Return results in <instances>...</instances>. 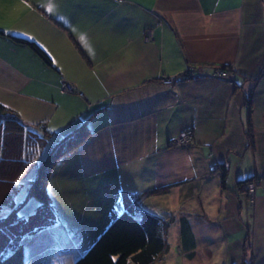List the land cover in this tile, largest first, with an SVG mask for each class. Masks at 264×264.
<instances>
[{
	"label": "crops",
	"instance_id": "0c3cea01",
	"mask_svg": "<svg viewBox=\"0 0 264 264\" xmlns=\"http://www.w3.org/2000/svg\"><path fill=\"white\" fill-rule=\"evenodd\" d=\"M9 34L36 41L53 67ZM190 67L194 79L160 81ZM0 105L49 145L87 119L92 131L48 183L60 219L48 231L67 249L46 250L57 242L41 239L47 228L28 235L44 250L35 263H75L65 217L71 229L85 217L93 241L125 193L166 226L153 264L173 249L182 264H264V0H0ZM250 178L253 197L238 185Z\"/></svg>",
	"mask_w": 264,
	"mask_h": 264
},
{
	"label": "trees",
	"instance_id": "16d2710c",
	"mask_svg": "<svg viewBox=\"0 0 264 264\" xmlns=\"http://www.w3.org/2000/svg\"><path fill=\"white\" fill-rule=\"evenodd\" d=\"M8 36L28 46L44 63L53 67L51 56L36 41L17 35ZM88 121L49 145L51 133L39 134L28 129L16 112L0 105V264H26L24 239L57 222L58 214L48 190L50 176L57 161L92 134ZM248 133L252 142L251 129ZM45 147H49L47 154L29 181L26 198H36L37 206L29 214H18L19 208L27 201L25 199L18 205L21 202L17 201L21 193L18 181ZM225 178L226 170L223 184ZM252 181L257 184L256 178H250L238 185L245 186ZM10 200L12 210L2 217V204ZM123 200L124 207L74 264H153L166 252L167 229L164 223L157 216L138 209L125 193Z\"/></svg>",
	"mask_w": 264,
	"mask_h": 264
},
{
	"label": "rangeland",
	"instance_id": "374dc122",
	"mask_svg": "<svg viewBox=\"0 0 264 264\" xmlns=\"http://www.w3.org/2000/svg\"><path fill=\"white\" fill-rule=\"evenodd\" d=\"M189 142H190V140H189ZM48 148L49 147H45L44 148V151L42 153H40V155L38 157H36L35 159L32 160V165L27 169V171L24 173V175L18 181V184H19V192L21 191V193H20L19 196H21L23 194V197H21V200H20L21 202H19L18 205L21 204L27 198V195L29 193L28 190L30 188L29 181H31L34 178V176L36 174V169L41 164V162L44 159V157L46 156L47 151H48L47 150ZM245 189H246V187H245ZM19 198L20 197H18L17 201L19 200ZM26 200L27 201H25V203L19 208L18 214H22V213L28 212L30 210H34L35 207L37 206L38 200L36 198L29 197ZM12 205H13L12 204V200L6 202L5 204H2V208H3L2 212H1L2 217L3 216H6L8 214V212H10L12 210ZM29 213L30 212H28L26 214H29ZM65 218H66L65 219V224L68 225V226L66 225V228H67L66 231H68V232L71 233V237L74 240L73 243H75V248H77L78 250L80 249V256H81L88 249V247L90 246V244L92 242V238H94L95 231L89 229V226H85V223H86V218L85 217H82L83 219H81L80 223L75 225V227H77L78 229H75L74 225H73V228L74 229H71L73 222L72 221H69L67 219V218H69V216H67ZM92 220H93V218H92ZM58 221H60V219H58L57 222ZM50 227L51 226L46 227L47 230H46V232H44L46 234L43 235L44 234L43 233L41 235V239H44L45 238L46 239L45 241H50V240L47 239V237H48L47 235L48 234L49 235H55L56 238L54 237L53 240H57V242L55 244H52V245L47 246L46 247V250L48 251V249L51 248V247L58 248V250H57L58 252H56V253H57V255H59L61 257L62 256L61 255V252H64L65 249H67V247H65V245L67 246L69 243L67 242L66 237L63 235L62 232L61 233L58 232L56 234H52L53 232L48 231V229ZM98 233L99 232H96V235ZM32 244H34L33 241H31L30 243L29 242L28 243L25 242V245H26V249L25 250H26V254L28 256L27 259H29L28 260L29 261L28 264H38V263H35V259H33V258L35 256H37V257L39 256L41 258L42 251L44 252V250L42 248V251H40V249L38 247H36L35 245H32ZM173 251H175V249H173L169 254H167V258L169 260V263L168 264H182V263H180L178 261L177 255ZM174 255H176V256H174ZM55 259H56V261H57L58 264H74L72 259H69L68 260V258H67V260H65L63 263L60 262V259L61 258L56 257ZM44 264H48V263H44ZM50 264H52V263H50Z\"/></svg>",
	"mask_w": 264,
	"mask_h": 264
},
{
	"label": "built area",
	"instance_id": "2783aa9c",
	"mask_svg": "<svg viewBox=\"0 0 264 264\" xmlns=\"http://www.w3.org/2000/svg\"><path fill=\"white\" fill-rule=\"evenodd\" d=\"M215 75L221 78H229V72L224 68H216L215 69ZM197 77L196 70L193 67H190L187 71L175 75L172 77L164 76L160 78V81L165 85H172L177 83L178 81H184V80H190ZM75 87L67 82H64L60 88L61 93H73L75 92ZM81 96H83L82 93H79ZM192 134L189 131H182L177 139V143L180 145H187L189 140L191 139ZM246 191L248 194L253 197L256 189V183L255 181L249 182L247 185H245Z\"/></svg>",
	"mask_w": 264,
	"mask_h": 264
},
{
	"label": "clouds",
	"instance_id": "9594fccd",
	"mask_svg": "<svg viewBox=\"0 0 264 264\" xmlns=\"http://www.w3.org/2000/svg\"><path fill=\"white\" fill-rule=\"evenodd\" d=\"M214 264H221V257H217Z\"/></svg>",
	"mask_w": 264,
	"mask_h": 264
},
{
	"label": "snow or ice",
	"instance_id": "6c2138e0",
	"mask_svg": "<svg viewBox=\"0 0 264 264\" xmlns=\"http://www.w3.org/2000/svg\"><path fill=\"white\" fill-rule=\"evenodd\" d=\"M29 38H31V37H29Z\"/></svg>",
	"mask_w": 264,
	"mask_h": 264
}]
</instances>
